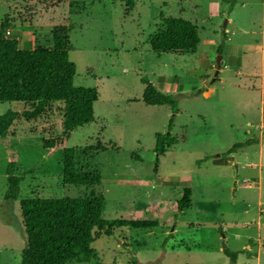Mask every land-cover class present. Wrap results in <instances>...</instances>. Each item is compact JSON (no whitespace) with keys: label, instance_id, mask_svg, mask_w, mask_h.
Returning <instances> with one entry per match:
<instances>
[{"label":"rangeland","instance_id":"obj_1","mask_svg":"<svg viewBox=\"0 0 264 264\" xmlns=\"http://www.w3.org/2000/svg\"><path fill=\"white\" fill-rule=\"evenodd\" d=\"M236 3L229 9L221 0H0L4 36L16 39L19 48H51L54 30L67 27L73 83L95 87L98 96L94 120L73 130L66 146L76 149L79 170L102 176L91 188L64 185L61 151L47 154L42 148L45 137L62 131V103H51L31 122L19 116L0 142V264L21 262L22 199L91 191L104 197V219L158 225L121 226L98 235L90 246L94 259L66 264H232L224 248L241 251L235 264H264V81L260 74L235 72L238 41L247 45L246 69L258 64L260 47L253 42L262 43L264 9L263 0ZM168 16L196 24L194 52L150 49L149 36ZM248 26L256 33L237 30ZM219 57L222 70L215 75ZM141 77L172 94L177 112L145 105ZM27 106L0 102V114ZM169 121L179 142L157 156L154 136L167 132ZM252 138L258 142L229 152ZM89 146L104 150L84 155ZM13 156V174L21 181L17 196L6 200V164ZM187 187L190 207L178 210Z\"/></svg>","mask_w":264,"mask_h":264},{"label":"trees","instance_id":"obj_2","mask_svg":"<svg viewBox=\"0 0 264 264\" xmlns=\"http://www.w3.org/2000/svg\"><path fill=\"white\" fill-rule=\"evenodd\" d=\"M180 2L186 0H179ZM231 9L236 0H221ZM5 24H0V102L14 101L27 104L21 112L7 110L0 114V142L5 140L13 122L21 116L27 122L38 119L51 103H62V131L43 139L42 148L47 154L61 151L62 183L91 188L101 184L98 171H81L76 165V149L67 147L70 134L77 127L94 120V102L98 92L95 87L76 86L74 62L69 59L68 29L58 27L52 34L51 48H19L17 40L4 36ZM150 49L155 53L194 52L199 43L196 24L182 17H164L161 26L149 36ZM221 52V47H218ZM141 100L145 105H166L177 112L178 103L172 94L159 90L146 77ZM168 131L156 133L154 151L163 155L175 146L179 138ZM258 142L248 139L234 145L229 152L242 145ZM103 151L100 147H87L90 151ZM91 154H89L90 156ZM16 156L8 157L6 164V200L14 199L19 192L21 177L13 174ZM190 188H184L177 208L190 207ZM20 214L26 235V245L20 264H66L68 261H91L95 258L91 243L98 235H111L115 228H152L155 220L104 219V197L93 191L81 197L26 198L20 201ZM222 252L235 264L237 252L224 248ZM104 264V263H97Z\"/></svg>","mask_w":264,"mask_h":264},{"label":"crops","instance_id":"obj_3","mask_svg":"<svg viewBox=\"0 0 264 264\" xmlns=\"http://www.w3.org/2000/svg\"><path fill=\"white\" fill-rule=\"evenodd\" d=\"M235 5H237V3ZM247 5L248 4L245 3V2H241V5L240 6L241 7H246ZM263 9H264V0H263ZM250 10H252V9H250ZM231 20L232 19L229 17V19L227 20V22H231ZM249 21L251 22V25L252 26H255L256 25V23L253 21V19L252 20H249ZM263 21H264V18H263ZM237 30L238 31L241 30L242 34L256 33V30H253L252 31L249 26L248 27H243L242 29H240V28L237 27ZM253 43H254V46H257V47L259 46L260 47L259 48V51H258V49H256V53H258V56H257L258 57V64H256L255 69H246V66H247L246 63H247V61L245 60V58H246V56H249V55H247V53L245 51L247 49V47H246L247 45H246L245 42L238 41V44H237L238 49L240 50L242 48V52L240 54V63L237 65L235 72L237 73L238 76H247V77L250 76V75H252L254 77H258L259 75H257V74H260V76H262L261 82L263 83V81H264V32L262 34V43L256 44V41H254ZM249 53H253V52H248V54ZM221 70H222V66L220 67L218 73H220ZM260 91L263 93V85L260 86ZM244 247L247 250H250V248H251L250 245L249 246L246 245ZM240 252L241 251H237V253H240ZM236 260H237V258H236Z\"/></svg>","mask_w":264,"mask_h":264},{"label":"water","instance_id":"obj_4","mask_svg":"<svg viewBox=\"0 0 264 264\" xmlns=\"http://www.w3.org/2000/svg\"><path fill=\"white\" fill-rule=\"evenodd\" d=\"M220 58H221V57H219V58L216 60V70H215V75L218 74L219 68H220V66H221Z\"/></svg>","mask_w":264,"mask_h":264}]
</instances>
